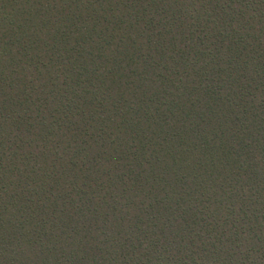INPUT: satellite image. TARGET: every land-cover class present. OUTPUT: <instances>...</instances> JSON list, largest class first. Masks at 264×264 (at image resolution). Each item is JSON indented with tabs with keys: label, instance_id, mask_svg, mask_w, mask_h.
Returning a JSON list of instances; mask_svg holds the SVG:
<instances>
[{
	"label": "trees",
	"instance_id": "obj_1",
	"mask_svg": "<svg viewBox=\"0 0 264 264\" xmlns=\"http://www.w3.org/2000/svg\"><path fill=\"white\" fill-rule=\"evenodd\" d=\"M237 3L251 5L252 9L246 10L250 16L256 13L251 18L254 46H244L241 42L232 41L229 51L236 59L246 57L251 65L249 79H253L257 85L264 84V0H0V66L3 40L9 35L16 36L26 31L42 14L48 15L50 20H55L62 13H65L66 17L70 16L74 8L83 9V20L95 17L96 23L99 24L107 15H112V7H122L136 17L137 24L143 27L149 37L147 53L141 46L140 49L126 47L110 54L106 52V49L111 47L110 41L104 39L102 46L98 45L88 53L94 57L89 59H93L92 62L98 65L96 72L89 71V62L84 58V49L79 44L68 46L64 36L57 41L53 38L50 41L51 56L61 62L58 53L62 52L64 60L68 62L66 70L69 76L65 80H60V77L53 75L50 70L42 71L48 66L41 63L39 55L32 56V72L36 77L46 79L48 84L38 87L33 93L35 95L38 92L43 96V102L39 103L37 96L38 106L35 109L31 105L27 106L25 117H18L19 144L14 143L16 138L9 141L12 145L9 151L16 149L12 152L18 173L16 189L17 192L24 193V198L19 201L25 205L22 210L24 216L20 219L23 220L27 216L29 222H32L29 211V206L32 205L40 215L55 217L65 229L75 233L79 239L70 246L74 249L71 259H64L63 249L59 254H55V250H46L41 253L42 259H26L20 264H97L95 257L102 249L89 247L87 242L89 238L97 239L95 234L98 232L104 234L101 230L108 222V214L116 212L112 207L114 197L110 191L116 185L140 189L150 181L152 191L157 194L154 204L150 205L151 212L142 211L133 217L136 221L133 227L138 232L144 230V225L149 222L148 217L151 218L153 227L161 228L167 224L177 235L205 226L216 231L219 224L213 226L209 223L210 214L215 209L204 207L205 201L200 200L191 214L181 219L170 211L171 203L165 206L159 199L161 192L167 193L170 201L174 199V194L169 191L171 179L161 167L160 156H157L155 162L144 159L145 149L157 141V138L159 151L172 161L177 159L176 146L198 150L196 168L193 169L196 182L194 191H206L208 179L220 178L223 173L217 169L219 164H223L226 172L237 170L248 176L253 184V202L257 211L251 223L256 225L257 231L264 233V229L260 228L261 222L264 221V175L254 164H247L245 167L253 146L256 150L264 152V107L250 106L247 99L251 92L258 91L259 88L249 86L251 92H242L238 102L234 103L233 99L229 98L232 93L222 88V85H227L231 73L214 74L209 65H201L197 77L186 85L180 97L164 100L158 94L139 92L138 95L139 89L146 88L144 77L152 68L160 69L156 72L160 91L172 95L168 90L175 87L174 80L184 69H191L194 67L193 62L200 64L201 59L212 55L207 43L208 36L199 31L185 35L177 28V24L182 27L183 9L208 6L214 8L213 12L223 18L225 9H232ZM56 7L61 9H54ZM164 20L169 22L161 26ZM9 42L12 43L11 39ZM220 42L223 44V38ZM15 56L17 64L21 60L30 59L26 46L17 49ZM44 59L51 63L47 54ZM168 61L180 68V71L169 74ZM108 62L112 67L109 77L106 78L110 82L106 84L105 90L109 100L115 91L118 98L114 103L98 102L94 93H87L84 89H81L84 94L76 91L82 82L91 84L97 80L100 68L105 67ZM45 87L47 95L42 90ZM22 92L21 89L15 97L18 105L21 103ZM48 96L57 99H53L50 105ZM6 104L4 81L0 74V248L5 214L3 114ZM98 112L106 113L103 121L97 116ZM73 113H76L79 119ZM113 116L118 119L114 120ZM170 118L176 121L172 128L167 127ZM37 123L39 131L34 127ZM221 127L225 130H241L237 146H233L224 132L219 131ZM61 128L69 131L74 140L81 138V144L91 141L97 146L95 150H92L91 146L86 150V163L80 159L79 146L73 151L70 144L61 148L64 143L59 131ZM113 136L116 137L115 140L112 139ZM83 137L87 139L84 140ZM17 153L24 158L20 159ZM98 160H103L104 163L100 164ZM29 162H32L31 166ZM163 164L166 167L167 160L163 161ZM20 168L24 169L23 173L19 172ZM32 176H36L40 188L38 192L26 190L28 182L36 183L32 181ZM181 179L182 177H178L177 182ZM217 203L223 207L222 200ZM136 204L135 199L129 198L128 207L135 208ZM176 211H179L178 207ZM249 230L251 231V228ZM196 239L200 241L199 235ZM145 240L148 242L147 236ZM205 242L207 249L214 252L215 246L207 241V237ZM188 243L192 244L191 238ZM256 244L264 249V244H261L259 238H256ZM149 247L154 248L150 242ZM207 249L201 244L198 249L187 252L184 259L188 261L173 259L161 262L157 259L155 262L149 260L144 264H197V260H191V257L197 256L198 252L200 264H208L207 259L203 258ZM128 254L126 249H121L120 259H102L99 264H133L124 260V256ZM176 254L181 255L178 250ZM214 264L234 262L216 261ZM245 264H264V251L251 260L246 258Z\"/></svg>",
	"mask_w": 264,
	"mask_h": 264
},
{
	"label": "clouds",
	"instance_id": "obj_2",
	"mask_svg": "<svg viewBox=\"0 0 264 264\" xmlns=\"http://www.w3.org/2000/svg\"><path fill=\"white\" fill-rule=\"evenodd\" d=\"M54 9L59 10L61 8L56 7ZM111 9L113 10L112 15H107L106 19L100 20L99 24L96 23L95 17L87 21L83 20L82 17L85 15L83 9L74 8L71 10L70 16L66 17L65 13H62L55 20H50L48 15L42 14L33 21L32 26L26 31L16 36L9 35L3 40L0 74H2L4 81V98L7 104L3 114L5 214L2 248H0V264H20L26 259L36 260L37 257L42 259L41 253L46 250L47 252L55 250V254H59L60 250L63 249L65 253L64 259L73 258L74 249L70 246L79 237L72 231L65 229L55 217L40 215L30 205L29 211L32 222H29L27 216L23 220L20 219L21 216H24L22 210L25 205L19 203V201L24 198V193L17 192L16 189L18 173L12 156V152L16 149L13 148L12 151H9L10 147H12L9 141L16 138L14 143L19 144L17 132L18 117H25L27 106L31 105L33 109L38 106L37 96H39V103H42L44 99L38 92L35 95L33 94L38 87L47 85L48 81L41 77H36L32 72V56L39 55L41 63L48 66L42 71L50 70L53 75L59 76L60 80H65L69 76L66 70L68 62L64 60L62 52L58 53L61 62H57V58L51 56L50 50H52V46L50 41L53 38L57 41L61 36H64L68 46L79 44L84 49V58L89 62L90 72H96L98 65L92 62L94 57L89 56L88 53L92 52L96 46H102L104 39L110 41L111 47L106 49V52L110 54L115 53L117 50L122 51L126 47L140 49L141 46H143V51L147 53L149 37L144 32L143 27L137 24L136 17L122 7H112ZM213 9L208 6L186 7L183 9L182 27L177 24V28L185 35L192 31H199L203 35L208 36L207 43L209 52L212 55L201 59L200 64L193 62V68L184 69L183 73L174 80L175 87L168 90L172 95H167L160 91L159 78L156 75V72L160 69L152 68L144 77L146 88L139 89L138 95L139 92L158 94L164 100L180 97L186 85L197 77L201 65H209L210 71L214 74L231 73L227 85H222V88L232 93L229 98L233 99L234 103L238 102V97L242 92H251V87L249 86H252L258 87L259 90L251 92V95L247 97L249 105L264 107V84L257 85L253 79H249L251 65L246 57L241 56L236 59L229 51L232 41L241 42L244 46H254L251 18L256 13H252L250 16L246 10L252 9V6H245L241 3H237L232 9H225L223 18L215 14ZM168 22V20H164L161 26ZM102 33L103 35L101 36ZM221 38H223V44L220 42ZM10 39L12 41L11 44L9 42ZM184 43H189V41H184ZM24 46L27 47L30 59L21 60L17 64L16 51ZM46 54L50 58L51 63L44 59ZM90 57L93 59L90 60ZM210 61L212 63H209ZM167 63V72L169 74L180 71V68L171 61ZM52 65H55V67H52ZM111 67V63L108 62L105 67L100 68L99 73H97V80L92 81L91 84L87 81L82 82L76 91L84 94L81 91V89H84L87 93H94L98 102L107 101L108 104L114 103L118 98L115 91L109 100L105 90L106 84L110 82L106 78L109 77ZM160 67L162 68L163 65ZM61 73H63L62 76ZM21 89L23 90L22 99L18 105L15 97ZM42 90L47 95L46 87ZM47 98L50 105L53 99H57L52 96ZM10 100L11 102H9ZM33 114L35 113L33 112ZM105 114L98 112L97 116L103 121ZM73 115L79 119L76 113H73ZM113 119L117 120L118 117L113 116ZM175 124L176 121L174 119L170 118L167 121L168 128L174 127ZM34 127L39 131V123L34 125ZM59 131L64 141L61 148H65L70 144L73 151L74 148L79 146L80 159L86 163L85 158L88 155L86 150L89 149V146H91L92 150H95L97 146L93 145L91 141L81 144V138L80 140H74L72 134L69 131H65L64 128ZM219 131L224 132L231 140L233 146L238 145V137L242 134L241 130H225L221 127ZM42 134L44 133L42 132ZM83 138L84 140L87 139V137ZM112 139L115 140L116 137L113 136ZM158 142L159 138L147 146L144 151V159L155 162L157 156H160L161 167L164 168V171L171 179L169 191L174 194V199L170 201L168 194L161 192L159 193V199L164 202L165 206L171 203L170 211L181 219L190 215L199 201L203 200L205 201L204 207L215 209L210 214L209 223L213 224V226L218 223L219 227L216 231L207 226L198 227L194 231H184L177 235L176 231L173 228H169L167 224H164L161 228L153 227L151 218L148 217L149 222L144 225V230L138 232L133 227L136 222L133 217L142 211L151 212L152 208H150V205L154 204L157 194L152 191L150 181L140 189L116 185L112 187L115 189L114 191L111 190L112 188L110 189L114 197L112 207L116 209V212L108 214V222L105 228L101 230L104 234L101 235L98 232L95 234L98 237L97 239L89 238L87 242L89 247L102 249L101 253L95 257L97 264L102 259H120L121 249H126L129 253L124 256V260L131 261L133 264H144V262L149 260L155 262L157 259L161 262L173 259L188 261L184 259V255L187 252L198 249L201 244H204L205 249H207L205 237H207V241H210L215 246L214 252L212 249H207L203 255V258L207 259L208 264L229 260L233 261L234 264H245L246 258L251 260L258 257L264 249L256 244V238H259L261 244H264V233L257 231L256 225L251 223L253 215H257V211L253 202L255 200V193L252 190L253 184L249 177L244 175L242 171L233 170L232 172H226L223 164H219L217 169L223 173L220 178L216 179L213 177L208 179L206 191H194L196 182L193 169L196 168L198 150H194L191 147L176 146L177 159L172 161L159 151ZM248 142L251 143V140ZM250 152L251 155L247 157L245 167H247V164H254L261 174L264 175V152L256 150L255 146ZM17 155L20 159L24 158L19 153ZM165 160H167L166 167L163 164ZM243 160L244 157H242ZM97 162L100 164L104 163L103 160H98ZM31 163L29 162L30 166ZM19 172L23 173L24 169L20 168ZM225 176L227 179H225ZM178 177H182L179 183L177 182ZM31 179L36 182V176H32ZM26 190L38 192L40 190L39 184L37 182L35 184L28 182ZM129 198L137 201L135 208L128 207ZM221 200L223 201V207L217 203ZM177 207L179 208L178 212L176 211ZM164 215L167 218V213ZM122 218L123 222H121ZM128 221H131V223ZM161 223L163 224L164 222L161 221ZM250 228L251 231L249 230ZM260 228L264 229V221L261 222ZM197 235H199L200 241H197ZM145 236H147L148 242H146ZM190 238L192 239V244L188 243ZM137 241H139V244H137ZM149 242L154 248L149 247ZM177 250L181 255L176 254ZM208 253H211V255H208ZM199 255L200 253L198 252L197 256L191 257V260H197V264H200V259L197 258Z\"/></svg>",
	"mask_w": 264,
	"mask_h": 264
}]
</instances>
